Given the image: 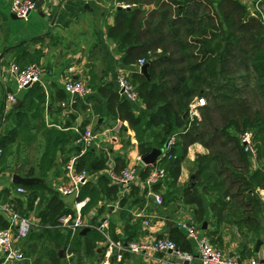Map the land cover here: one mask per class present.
<instances>
[{"label": "trees", "instance_id": "1", "mask_svg": "<svg viewBox=\"0 0 264 264\" xmlns=\"http://www.w3.org/2000/svg\"><path fill=\"white\" fill-rule=\"evenodd\" d=\"M120 1L131 7L115 9L112 22L106 24L107 32L117 49L124 53L123 62L134 64L129 76L139 99L149 111H136L130 100L120 94L116 82L97 85L90 79L87 83L93 90L106 89L112 118L128 122L140 154L155 146L161 147L170 134H176L175 142L158 160V164L166 168L167 179L161 203L179 198L184 203L195 204L196 219L200 223L202 194L209 193L213 194L210 200L213 215L219 220H231L239 229L244 225L255 226L264 211V201L256 193L257 188L264 189V162L250 170L248 154L243 150L239 135L251 130L257 158L264 161V0L259 1L258 13H249L242 0ZM36 54L39 56L40 50ZM139 57L149 61V78L136 67ZM33 83L28 94L37 100L34 109L40 113L44 108L41 102L45 91L39 81ZM245 87L251 89H246L251 95H244ZM89 95L76 97L73 102L85 101ZM199 96L204 97L206 103L197 106L200 117L190 118L189 103ZM18 115L23 127L26 115ZM12 130L4 131L0 137V171L14 138L31 141L35 137L30 133L21 134L15 126ZM59 134L48 135L45 139L39 159L40 176L46 175L54 163ZM197 141L210 151L195 157L196 183L189 186L186 180L179 184L187 148ZM107 151V146L90 147L76 157V169H87L89 175L77 194V199L85 200L80 208L82 216L93 207L100 213L104 206L99 200L104 195L109 196L116 187L110 184L107 172L100 174L96 182L90 178L89 172L105 166ZM68 159L63 160V164ZM120 161L116 169L125 165L122 159ZM151 167L147 164L137 169L139 177L143 179ZM159 184L153 188L158 190ZM21 185L25 188L22 193L28 194V207L33 205L41 225L37 231H29L30 238L41 240L46 236L57 248L82 250L87 255L95 252L97 241L107 238L129 241L121 239L111 223L106 231L94 223L84 233L80 232L82 228L74 232L70 228H60L59 216L73 213L64 195L45 183ZM133 185L137 184L131 185V192L136 188ZM0 201L13 204L11 198L0 197ZM20 214L28 216L27 210ZM9 223L8 216L0 210V228ZM44 258L50 259V264H62L64 260L58 249L43 244L36 261L41 263Z\"/></svg>", "mask_w": 264, "mask_h": 264}, {"label": "crops", "instance_id": "2", "mask_svg": "<svg viewBox=\"0 0 264 264\" xmlns=\"http://www.w3.org/2000/svg\"><path fill=\"white\" fill-rule=\"evenodd\" d=\"M39 1L40 6L35 8V12L28 14L23 18V21L19 22L16 19L19 17L12 16L13 13L8 11L9 0H0V137L6 130L13 132L14 126L21 134L35 135L31 141L13 139L10 149L5 154L4 168L0 171V197L11 198L14 206L12 207L19 213L27 210L33 223L35 220L39 221L36 210L33 205L28 207V194L16 191V186L22 183L13 182L12 174L34 176L38 180L32 183L40 182L54 186L66 177L63 160L72 155L82 154L80 153L81 144L78 140L80 128L95 129L102 138V145L105 147L109 145L105 166L89 172L90 178L95 182L100 174L107 172L109 166L120 164V159L125 164L123 167L135 166L139 169L145 165L140 159L138 142L128 122L112 118L111 112L108 110L109 97L105 88L104 91L94 89L89 95L90 98L85 101L78 99L76 102L70 103L69 94L63 89V83L68 78H80L86 82L93 79V84L97 85L107 82L115 84L120 69L130 72L135 67L134 64L123 62L124 53L117 49L106 28V24L113 20L115 9L120 6L116 4L120 0ZM242 1L246 4L249 13H258L259 10L255 7L254 0ZM127 7L130 8L131 5L129 4ZM40 10H43L47 17L40 15ZM37 36L39 37L34 40L33 38ZM38 50H40L39 56L36 54ZM23 52L26 54L23 55ZM32 61H38L42 66L39 83L44 87L45 98L41 102L44 108L40 113L34 109L37 100L28 94L34 83L17 89L15 76L10 69L12 62L24 66ZM10 93L15 94V100L7 98ZM62 101H65V104H62ZM130 102L136 111H149L139 98L134 101L130 100ZM94 110L99 111L94 113ZM20 113L26 115V124L23 127L19 120L20 117H18ZM57 133H60V142L54 163L46 175L40 176L39 159L44 151L45 139L48 135ZM128 139L129 144L127 143ZM165 144L166 141L161 148ZM25 149L29 158L31 157L28 151L33 149L35 160L26 161L24 158ZM209 151V148L198 141L188 146L177 181L179 184L186 180L189 183L190 178H194L196 155L209 153ZM248 158L250 170L264 162L258 158L256 160H251L249 156ZM139 179L141 181V177ZM140 181L136 182L137 185H133L136 188L132 192V186L129 189H122L115 184L114 192L109 196L104 195L99 200V204H102L104 209L98 213L97 207H93L83 215V218L91 225L94 223L97 228L103 231H106L108 224L111 223L114 232L123 240L169 237L175 243L177 242L180 249L192 252L193 257L186 259L188 260L187 264L201 263L194 239L189 238L182 229L177 227L178 220L193 222L212 243L233 255L264 257V211L260 214L259 222L255 226L244 225L239 229L235 222L219 220L214 216L210 206L213 194L211 196L209 193H203L202 212H199L202 215V221L199 223L196 219L197 206L195 204L184 203L179 198L167 203H156L153 193L161 194L167 185L160 183L158 190L152 186L151 194L147 189L141 187ZM195 183L194 179L192 185ZM110 184L113 183L110 181ZM197 188L198 191H201L200 185ZM256 191L259 198L264 201V189L257 188ZM72 197L76 201L80 200L77 199V195L63 196L71 206H73V201L70 202L69 198L72 200ZM121 197H123V202L120 201ZM38 198L37 196L34 203ZM75 213L76 209L73 210V215ZM93 216L95 217L93 218ZM143 219H147L148 223L144 224ZM37 222L35 224L41 226ZM203 224H205L204 227ZM58 226L64 228L60 223ZM88 228L90 227L88 226ZM37 229L39 228L33 225L30 230H33V233ZM105 234L107 235V233ZM259 239L261 243L256 250V241ZM15 243L20 246L25 257L36 255L40 251L39 247L43 244L49 248L58 249L59 256H63L62 250L57 248L53 240L46 236L41 240L26 236ZM33 248H36L35 251ZM72 256H64L62 264H70ZM36 259L37 256L31 262L25 260L24 264L46 263L44 261L46 258L41 263H38ZM0 264L23 263L21 260H4L0 253ZM81 264L184 263L170 250L142 253L125 252L122 259L118 260L116 250L109 244L107 238L97 241L95 252L91 255H83Z\"/></svg>", "mask_w": 264, "mask_h": 264}, {"label": "built area", "instance_id": "3", "mask_svg": "<svg viewBox=\"0 0 264 264\" xmlns=\"http://www.w3.org/2000/svg\"><path fill=\"white\" fill-rule=\"evenodd\" d=\"M259 1L254 0L255 7L259 10ZM10 10L18 17L25 18L29 12L35 8L36 0H9ZM117 5L122 7L129 6L128 3L123 1H117ZM145 62L144 57H139L136 61V67L139 70L141 64ZM10 69L15 76L16 88L22 89L27 85L36 81H41L42 66L37 61H32L24 66H20L16 62L10 64ZM116 85L120 94L131 101L139 98L138 91L135 85L130 79L129 72L124 69H120L116 76ZM64 90L69 94V103L73 102V94L77 97L84 98L91 94L93 89L86 81L80 78H68L63 83ZM10 100H15V94L10 93L7 95ZM206 100L204 97L199 96L197 100L189 103V115L193 118L198 114V105H204ZM65 104V101H62ZM240 142L243 146V150L248 154L251 160L257 159V148L252 139L251 130H244L239 135ZM81 144L80 153H84L90 147L100 148L102 147V138L100 134L93 130L91 127H85L79 131V138ZM176 134L173 133L166 141L161 155L158 156L156 164L147 172L146 176L139 179L138 170L135 166H125L120 169H116L115 165L107 168V174L110 181L113 184L120 186L122 189H129L132 184H136L140 181L141 187L147 188L151 193V187L158 181H163L166 178V168L163 165L158 164L159 157L164 155L170 146L175 142ZM1 150V149H0ZM77 155H72L65 163L66 177L61 181H58L54 188L64 196L77 195L82 184L88 179L87 169H76L75 160ZM264 172V167H263ZM17 192H24L25 188L21 185L16 186ZM152 194V193H151ZM153 199L156 203L162 202V196L159 193H153ZM85 200H77L75 202L76 213L74 217L70 213L60 215L58 223L66 228H70L72 232L77 229L90 226V222L86 221L81 215L80 208ZM0 210L9 217L10 223L7 227L0 228V253L4 260H22L25 255L15 241L26 237L33 225V220L26 215L20 214L16 209L12 207L9 202L0 201ZM144 224L148 223L147 219L142 220ZM177 227L182 229L185 234L194 239L197 254L201 264H264V257L259 258L257 256H237L225 251L210 242L206 235L200 232V228L188 220H178ZM109 244L116 250V258L122 259L125 252L142 253V252H154L158 250H170L177 256L185 259H191L193 257L192 252L180 249L174 240L169 237H153L132 239L126 242L121 240H112L108 238Z\"/></svg>", "mask_w": 264, "mask_h": 264}, {"label": "water", "instance_id": "4", "mask_svg": "<svg viewBox=\"0 0 264 264\" xmlns=\"http://www.w3.org/2000/svg\"><path fill=\"white\" fill-rule=\"evenodd\" d=\"M40 6V1L39 0H36V5H35V8H38ZM121 6H118V8H120ZM13 13V12H12ZM40 15L44 16V17H47L46 14L43 12V10H40ZM12 16H17L16 14H12ZM129 50V48H128ZM148 63L149 61H145L143 64L140 65L139 67V71L144 74L147 78H149V74H148V71H147V66H148ZM29 86V85H27ZM73 98H76V94H73L72 95ZM100 119V118H99ZM98 119V120H99ZM163 148L164 147H153L151 150L147 151V152H144L143 154L140 155V159L141 161L147 165V164H150V165H153V164H156L157 162V158L159 155H161L162 151H163ZM35 180H38V178L34 177V176H22L18 173H13L12 174V181L15 182V183H22V184H30L32 183L33 181ZM194 182V178L191 177L190 178V182H189V185H192ZM205 224H203V227H204ZM88 229V226H84L82 229H81V233H84L85 230ZM261 243V240H257L256 241V247L255 249L258 250L259 248V245ZM62 255V254H61ZM179 260L182 261L184 264H187L188 263V260L186 259H181L179 257Z\"/></svg>", "mask_w": 264, "mask_h": 264}, {"label": "rangeland", "instance_id": "5", "mask_svg": "<svg viewBox=\"0 0 264 264\" xmlns=\"http://www.w3.org/2000/svg\"><path fill=\"white\" fill-rule=\"evenodd\" d=\"M35 8H33L30 12H29V14L30 13H33V12H35ZM8 11L10 12L11 10H10V7H9V9H8ZM19 22H21V20L23 21V18L21 17H19V18H16ZM247 89V87H245V90ZM247 90H251L250 88H248ZM245 91L244 92V95L246 94L247 96H249V95H251V92L250 91ZM247 92H249V93H247ZM197 98L198 97H196V98H194V100L193 101H195V100H197ZM197 109H198V107H197ZM188 114H189V112H188ZM190 116V115H189ZM194 117H200V112H199V109H198V114L197 115H195ZM191 118V117H190ZM172 135V134H171ZM167 141V140H166ZM109 146V145H108ZM107 146V147H108ZM25 156H24V158L26 159V161L27 162H30L31 160H35L34 159V152H33V149H29V151H28V153H29V155H30V157L32 158H29V156H27V150L25 149ZM158 183H161V181H158L157 183H155V184H158ZM162 183L163 184H166L167 183V179L166 178H164V180L162 181ZM155 184H153V185H155ZM145 189H147V188H145ZM147 191H148V189H147ZM69 200H70V202H72L73 201V206H72V210H75L76 208H75V201L76 200H74V198L72 197V200L69 198ZM70 214H71V216L72 217H74V215H73V213L72 212H70ZM33 218V217H32ZM33 220V219H32ZM35 222H37L36 220H35ZM35 222L33 223V225H36L37 226V228H40V226L38 225V224H35ZM37 223H40L39 221L37 222ZM32 225V226H33ZM40 248H41V246L39 247V250H40ZM59 249H61L62 250V252H63V256L62 257H67L68 255L70 256H72V261H71V263L70 264H81L82 263V260H83V255H87L84 251H82V250H80V251H77V252H74V251H71V250H69L68 248H62V247H59ZM40 253V251L38 252V253H36V255H32V256H27V257H24L23 258V260H21V262L24 264L25 263V260H27V262H31L32 260H33V258H35V256H37L38 254ZM64 257V258H65ZM46 263L45 264H50V259H48V258H46L45 260H44Z\"/></svg>", "mask_w": 264, "mask_h": 264}]
</instances>
